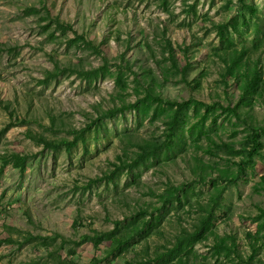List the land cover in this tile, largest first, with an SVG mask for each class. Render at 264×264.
Returning a JSON list of instances; mask_svg holds the SVG:
<instances>
[{
    "label": "rangeland",
    "instance_id": "rangeland-1",
    "mask_svg": "<svg viewBox=\"0 0 264 264\" xmlns=\"http://www.w3.org/2000/svg\"><path fill=\"white\" fill-rule=\"evenodd\" d=\"M245 4L255 12L240 0H0V159L29 157L24 171L0 162V264H36L50 251L74 264H165L207 217L205 239L183 255L190 264H238L216 252L221 239L244 258L261 247L264 264V93L239 117L231 111L245 75L256 68L264 84V0ZM169 102L186 104L170 147L138 162L169 142ZM253 130L260 156L239 172ZM30 133L76 145L46 149ZM115 222L142 234L122 251L114 241L77 246Z\"/></svg>",
    "mask_w": 264,
    "mask_h": 264
},
{
    "label": "trees",
    "instance_id": "trees-1",
    "mask_svg": "<svg viewBox=\"0 0 264 264\" xmlns=\"http://www.w3.org/2000/svg\"><path fill=\"white\" fill-rule=\"evenodd\" d=\"M241 4L245 6V8L249 9L252 13L255 12V10L252 7H249L245 4V0H240ZM57 27L60 31L67 33L68 31L73 30L71 26H67L65 23H62L59 19H57ZM224 28L221 26L219 28V34L224 35ZM167 50L170 53V58L174 62L175 61V52L174 49L172 48L170 42L167 43L166 45ZM175 63V62H174ZM237 62L236 63H231L227 67L226 70V75L224 78L229 77L233 72L234 69L237 67ZM59 68V66H56ZM122 70V69H121ZM118 83L123 87L125 86L123 84L122 78H118ZM242 95H241V101L238 105V107H234L231 111L233 112L232 114L236 117H239L238 114V109L240 106H249L252 103V100L254 99L255 96L257 95H262L264 93V84L261 75L258 73L257 69H254V74L252 77H248L245 75L242 79ZM148 100L153 101L155 103H163V100L160 99L159 97H155L153 94H148L147 95ZM168 105L175 109V115L169 122V135L167 136V140L169 142L166 144H161V145H156L152 146L149 150H144L138 157L137 161L138 162H144L145 160L148 159V156H155L159 151H161L165 146L170 147V144L172 142L173 136L176 135L178 127H179V122H180V115L182 111L185 109L186 104H180L178 102L171 103L169 102ZM197 105H201L200 103L197 102ZM205 108L208 110V113H212L214 110V106L211 108L210 106L204 105ZM8 110H11L9 106H7ZM126 108H122L120 110H112L108 114L104 116V118H113L116 117L118 112H123L126 110ZM12 117L14 116L13 114L11 115ZM204 119V118H203ZM197 132L198 134H203L202 130L199 129V126H196L192 132ZM29 137L31 138L32 141H34L36 144L40 146H44L46 149H52V150H59L62 147H66L67 150H72L76 143H71L66 140L61 141L60 143H55V142H50L46 140L44 137H40L37 135H34L30 133ZM79 137V136H77ZM247 145L249 149H245V152H237V154L241 156H245L244 161H242L239 164V172H243L245 164H254V160L256 157L260 156L259 155V148H260V131L259 130H253L252 134L247 140ZM224 148H227L226 150L229 152L231 155H237L233 149H230L229 146L223 145ZM248 150V151H247ZM29 157L28 156H21V155H13L11 157H4V159H0V162L3 165V169L13 165L15 168H20L22 171L25 170L26 164L28 161ZM171 198L168 199L169 200ZM210 217H207L202 220L201 226L197 231H194L193 233H189L184 237H180L178 239L177 244L175 247L164 255L162 258V262H165V264H190V260L187 257L188 253H186V256H183L186 251V249L189 246H193L195 243H198L202 240L205 239V232L208 230L210 226ZM115 229L109 232H99L97 230H91L90 233L85 234L81 236L80 241L77 243V246L84 245L87 243H104L106 241H114L115 246L114 250L115 251H122L124 248L133 240L135 236L141 235L142 234V229H130L129 232H126L125 235H123V225L120 222H115L114 223ZM144 227H148V230L150 232L155 228L154 225H149L145 223L143 225ZM157 229L153 230L155 232ZM57 238V237H56ZM63 240V243L67 242V239L64 237H60ZM250 239H253L254 241L257 242V238L255 239L251 235L249 236ZM56 240V239H55ZM228 239H221L218 240V244L215 245L216 252L219 255H222V253H225V256L228 258H232L233 255V261L234 263L238 264H255L257 257L261 251V247H258L257 245L251 246V254L249 257L244 258L240 252H238V246L235 240H231L230 242L227 241ZM5 241H0V245L3 244ZM72 254H75L74 251H72ZM179 256V257H178ZM178 257L177 260H175ZM97 262V261H95ZM92 263V264H95ZM36 264H74L66 259H63L60 255H58L54 251H50L48 256L43 260V261H38ZM261 264V263H260Z\"/></svg>",
    "mask_w": 264,
    "mask_h": 264
}]
</instances>
